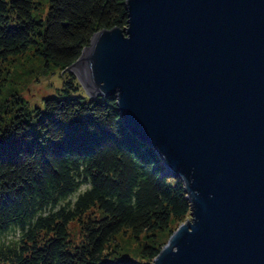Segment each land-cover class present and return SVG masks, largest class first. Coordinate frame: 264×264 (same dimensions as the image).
Listing matches in <instances>:
<instances>
[{
  "label": "water",
  "instance_id": "1",
  "mask_svg": "<svg viewBox=\"0 0 264 264\" xmlns=\"http://www.w3.org/2000/svg\"><path fill=\"white\" fill-rule=\"evenodd\" d=\"M63 72L179 180L189 219L151 264H264V0H126Z\"/></svg>",
  "mask_w": 264,
  "mask_h": 264
},
{
  "label": "trees",
  "instance_id": "2",
  "mask_svg": "<svg viewBox=\"0 0 264 264\" xmlns=\"http://www.w3.org/2000/svg\"><path fill=\"white\" fill-rule=\"evenodd\" d=\"M125 2L0 0V65L31 51L63 72L95 33L127 26ZM62 83L42 108H0V237L19 231L0 241V264H151L161 245L137 260L111 246L127 232L168 238L189 217L183 185L120 124L114 96L88 98L70 72Z\"/></svg>",
  "mask_w": 264,
  "mask_h": 264
},
{
  "label": "rangeland",
  "instance_id": "3",
  "mask_svg": "<svg viewBox=\"0 0 264 264\" xmlns=\"http://www.w3.org/2000/svg\"><path fill=\"white\" fill-rule=\"evenodd\" d=\"M64 74L66 73L43 67L42 60L31 51L23 56L10 59L4 65H0V108L5 112L9 110V116L16 108L24 110L25 113L42 108L43 99L64 94L65 86L62 83ZM69 95L75 96L76 92H71ZM3 102L7 103V107L2 106ZM3 113L2 117H4ZM68 230L69 239L78 243L80 240L79 225L72 223ZM18 235L19 231L15 230L1 236L0 241L7 242L17 239ZM168 238L166 235L156 234L154 238L143 235L136 239L130 232L121 233L117 235L111 246L112 250L117 251L113 257L137 260L144 245L163 247Z\"/></svg>",
  "mask_w": 264,
  "mask_h": 264
}]
</instances>
